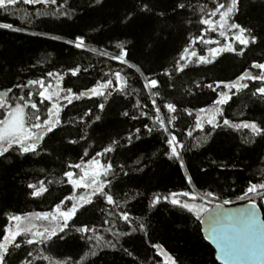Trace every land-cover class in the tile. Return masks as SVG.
I'll return each mask as SVG.
<instances>
[{
    "label": "trees",
    "instance_id": "obj_1",
    "mask_svg": "<svg viewBox=\"0 0 264 264\" xmlns=\"http://www.w3.org/2000/svg\"><path fill=\"white\" fill-rule=\"evenodd\" d=\"M64 3L65 0H58ZM178 0H67V18L55 15V6L45 8L43 5L19 4L9 8L8 13L0 11V23L12 24L22 31L0 29V91L7 93L13 88L16 96L27 92H37L38 85L24 89L16 88L17 84H26L28 80L45 78L48 72L63 75L61 87L72 88L76 93L93 87L97 81L110 77L123 69L122 75L128 78L129 95L113 93L111 96L83 97L68 105L61 113L62 127L49 134L41 146L40 154H29L20 157L15 152L0 158V234L9 224L8 216L24 215L34 212H49L65 196L72 195L71 185L63 173L68 171L69 163H79L85 149L89 155L87 161L97 152L119 141L115 151L102 159L103 163L111 161L115 175L112 179L111 192L121 205L115 211H127L136 220L148 223L147 235L141 232L119 237L116 249L101 245L96 255L90 252L87 241L81 239L76 227L87 224L98 228L99 234L107 240H114L110 233L104 231L108 225L103 224L107 218L102 212L108 207L102 198H97L87 210L81 209L69 222V228L60 233L64 239L54 237L55 243L49 245L27 246L34 255L43 250L53 261L64 264H168L167 255L175 259L176 264H218L215 253L201 234L199 221L191 214L170 203L162 202L156 207H149L153 197H161L171 192H189L197 197L204 192L216 193L220 200L212 205L229 199L234 205L247 202L237 197L247 188L249 182H264V137H253L248 129H233L222 126L211 129L203 122V130L196 127V117L205 116L199 109L207 110L214 115L213 101L216 94L207 88H197V83H225L235 80L241 74L250 71L259 75L260 69L254 70L251 65L264 63V0H240L239 12L232 18V23L249 27L258 36V43L250 45L243 55L237 54L243 45L235 44L237 52L224 53L209 65L189 64L183 72L175 71V62L179 60L183 49L189 46V40L198 36L201 29L198 20L202 13L199 6L207 4L205 12L214 7L212 0H179L196 5V11L185 9L177 15L173 7ZM226 2V0H221ZM142 3H148L152 9L149 13L139 11ZM25 11L31 20L25 17ZM39 11L41 15L36 17ZM162 14V15H161ZM131 15L133 18L127 20ZM218 19V18H217ZM77 36L84 39V47L77 49L66 41H74ZM213 39L224 41L218 33H208ZM231 36V33H229ZM51 37H58L52 39ZM207 38V37H206ZM117 44H122L128 51L129 63L139 67L144 76L159 81L157 103L162 114L168 113L163 105L174 103L177 112L175 134L190 148L183 153L185 167L179 161L169 160L164 154L167 146L161 131L150 135L144 129L145 124H152L147 117L133 120L124 117L123 112L140 116V110L133 105L139 99L143 110L154 116L151 99L144 89V77L115 60L98 53L107 51L109 55H118ZM216 45L196 44L194 50L200 55H207L209 47ZM91 49H97L92 52ZM80 66L89 69L81 71L78 76H71L69 70ZM167 72L169 75H165ZM114 80V77H111ZM55 84V77L51 78ZM248 89L232 97L228 104L221 106L223 116H217L218 122L229 119L235 124L242 121H256L264 124V101L252 97L251 93L259 86L260 81H245ZM191 89V92L189 91ZM135 90V91H133ZM235 92V89L232 90ZM9 94L8 98H11ZM35 99L39 101V97ZM48 104V101H45ZM104 104V110L99 105ZM50 106V105H49ZM91 109V114H84ZM184 109H190L189 116ZM46 112V109H42ZM96 116H100L99 121ZM2 118V117H0ZM158 127V126H157ZM140 128V139L128 142L130 133ZM192 131L188 137L187 132ZM211 132V135L208 133ZM83 137L84 139H81ZM69 140H78L69 144ZM199 145V146H197ZM128 172L123 175L121 171ZM79 172V170H75ZM190 176L192 183L187 182ZM48 191L33 198L27 188L28 184L40 186ZM52 181V183H48ZM107 190V189H106ZM181 200L193 201L188 197ZM199 203V200L195 201ZM67 207L71 201L66 202ZM264 219V201H258ZM212 205H209L212 206ZM133 226H136L135 223ZM131 232L123 221H117L114 229ZM18 240L24 237H18ZM115 242V240H114ZM153 244L159 245L160 254ZM132 252L129 256L123 249ZM26 251L13 249L8 264H20ZM34 264H49L48 261L36 260Z\"/></svg>",
    "mask_w": 264,
    "mask_h": 264
},
{
    "label": "snow or ice",
    "instance_id": "obj_2",
    "mask_svg": "<svg viewBox=\"0 0 264 264\" xmlns=\"http://www.w3.org/2000/svg\"><path fill=\"white\" fill-rule=\"evenodd\" d=\"M24 5H43L45 8H52L55 6V15L63 16L67 18L69 12L65 10L70 7L67 5V0L64 3H59L58 0H0V11L8 13L9 8L17 6L19 4ZM96 4H102V0H95ZM214 7L205 12L207 4L199 6V11L202 13L199 17V24L204 27L201 29L198 36L192 37L189 40V46L183 49L179 60L175 62V71L183 72L189 64L209 65L223 55L224 53L237 52L235 44L243 45V48L239 50L237 54L243 55L244 50L250 45L258 43V36L254 33V30L249 27L241 26L238 23H232V18L239 12L240 0H212ZM196 5L190 2H178L173 7V12L177 15L185 9H191L196 11ZM139 11L141 13H149L152 11L148 3H142ZM36 17L41 15V12L35 13ZM162 15V14H161ZM25 17L31 20L30 14L25 11ZM133 17L129 15L127 20H131ZM218 18V19H217ZM0 29H8L12 31H22L20 28H14L12 24L0 23ZM208 33H218V36L223 38L224 41H230L222 43L219 39H213L208 36ZM231 33V36H229ZM207 37V38H206ZM52 39H58V37H51ZM66 43L73 44L77 49L84 47V39L77 36L74 41H66ZM204 45H216L215 47H209L207 49V55H200L194 46L196 44ZM119 49L118 55H109L107 51H101L98 54L106 56L111 60L119 62L121 65H126L128 68H135V71L140 73L144 77V89L147 90L151 99L152 110L155 112L154 116L149 115V112L143 109L147 105H141L140 100L136 101L133 105L134 108L140 110V116L131 115L130 112H123L124 117L131 116V119L136 120L140 117H147L152 121V124H145L144 129L150 135L154 130L161 131L165 140L164 143L167 146L165 155L169 160L179 161L180 168H184L183 153L190 146L185 144L182 140L178 139L175 134V122L177 120L176 115H172L177 112V107L174 103H165L163 108L167 110L168 116L162 114L161 106L157 103L156 97H159L158 89L159 81L155 78H149L144 76L139 67L129 63L127 60L128 51L122 44H117ZM92 52H97V49H91ZM254 69H260L259 75H252L251 72H245L238 76L235 80L227 83L223 81H217L214 83H197V88H207L216 94V99L213 101L214 115L209 116L207 110L204 108L199 109V112L205 113L204 117H196V127L203 130V122L206 121L211 129L214 131L222 126L233 129H248L253 137H264V124L256 121H242L235 124L229 119H223L222 125L217 120V116H223L221 106L226 105L232 99L233 96L239 94L242 90L248 89L249 84L245 81H260L261 86L257 87L252 93V97L258 98L260 101H264V63H253L251 65ZM81 71L88 72L89 69L76 68L70 69L71 76H78ZM123 69L114 73H106L105 75L110 77L103 81H97L96 84L86 90L76 93L72 88H62L61 81L63 75L60 73L48 72L46 74L48 80L40 78L38 80H28L26 84H17L16 88L24 89L32 86H39L37 92H27L26 95L16 96L13 88H9L7 93H0V158H6L7 155L15 152L20 157H26L29 154L39 155L41 146L45 140V137L49 134L55 135V131L62 127L61 113L68 106L73 104L75 100H80L83 97H97V96H111L115 93H123L129 95L127 89L129 88L128 78L122 75ZM165 75L169 73L165 72ZM55 77V84L52 83L51 78ZM114 77V80L111 78ZM235 89V92L232 90ZM135 91V90H133ZM191 92V89L189 90ZM11 95L9 99L8 96ZM39 97V101L35 97ZM48 101V104H45ZM50 105V106H49ZM105 105L100 104L99 109L104 110ZM42 109H46L44 112ZM184 111L191 116L192 111L190 109H184ZM91 114V109L84 115ZM100 116H96V120L99 121ZM158 126V127H157ZM141 129L136 128L135 133H130L127 137L128 142L131 143L133 136L135 139H140ZM211 135V132L208 133ZM187 136H192V131L187 132ZM81 139H84L81 137ZM69 144H77L78 140H69ZM119 145V141H112V144L105 147L102 151L96 153L87 161L84 157L89 155L88 150L85 149L83 156L79 163H69L67 165L68 171L63 173L67 178V184L71 185L72 195L65 196L54 208L49 212H34L22 215H10L8 216L9 224L3 229L0 234V264H8V258L13 255V249L26 251V256L20 261V264H34L36 260L48 261L49 264H60V262L53 261L52 258L44 254L43 250H38V254L34 255L32 250H28L27 246L34 245H49L55 243L54 237L64 239L60 236V233H64L65 229L69 228V222L72 221L77 213L81 209L87 210V206L93 205L97 198H102L104 203L109 206L108 210L104 212L107 217L103 220L104 225H108L104 229L105 232L110 233L114 240H107L104 236L99 234V229L96 227H89L84 224L80 227H76L75 231L80 234L81 239L88 242L90 246V252L86 255L95 256L96 249L101 245L116 249L119 244V237L132 235L133 233L141 232L147 235L148 223L136 220L134 222L133 217L127 211H115L120 208L121 205L114 198L111 192L112 177L115 175L113 171V165L111 161L103 163L102 159L107 156L108 153L115 151V147ZM199 146V145H197ZM79 170L76 172L75 170ZM123 175L127 176L128 172L123 170ZM187 182L192 183L190 176H186ZM48 183H52L49 181ZM27 188L31 190L29 193L33 198L43 195L48 189L44 186V182H40V186L35 184H28ZM77 189H84L83 192H77ZM107 189V190H106ZM188 197L192 200L189 203L187 200H181L179 197ZM237 199L239 201H247L248 203L235 210V213L231 214L233 220V228L230 233L223 232L219 229L218 225L221 223V218L224 213L220 210L222 205H228L233 203L229 199H223L221 203L215 204L212 207L213 201L220 200V197L212 192H204L202 196H195L189 192H171L166 196L161 197L159 194L155 195L149 203V207H156L162 202L170 203L174 207H179L181 210H185L191 214L196 221L200 224L208 225V234L203 237L204 240L210 241L215 245L216 255L215 260L220 264H232L236 260H249L260 259L264 262V221H258L257 218V203L258 201H264V182L252 183L249 185ZM199 200V203L195 201ZM67 201H74L72 206L67 207ZM35 221L46 222L36 224ZM117 221H123L131 228V232L116 231ZM13 222H15L13 224ZM135 223L136 226H133ZM24 237L22 240H18V237ZM152 247L157 249V255L160 254V246L153 244ZM129 256H132V252L128 249H123ZM168 264H176L174 258L171 255H167ZM64 264H67L65 261ZM79 264V262H77Z\"/></svg>",
    "mask_w": 264,
    "mask_h": 264
},
{
    "label": "water",
    "instance_id": "obj_3",
    "mask_svg": "<svg viewBox=\"0 0 264 264\" xmlns=\"http://www.w3.org/2000/svg\"><path fill=\"white\" fill-rule=\"evenodd\" d=\"M252 69H254V68H252ZM254 70H258V69H254ZM247 72H250V71H247ZM0 93H6V92L0 91ZM247 203L248 202L234 204V205H222V208L220 210L224 213V215L221 218L220 225H218L219 229L223 232L230 233L232 231V228H233V220L230 218L231 214L235 213L236 209L245 206ZM216 204H218V203H216ZM214 205H212V206H214ZM212 206H210V207H212ZM257 218H258V221H264L261 209L258 206V204H257ZM200 230H201L202 237H204L205 235L208 234V225L207 224H200ZM204 241L211 246V248L213 249V251L216 255L217 250L215 248V245L212 244L210 241H206V240H204ZM216 262L218 264H220L219 261H216ZM232 264H264V262H262L260 259H249V260H243V261L236 260V261H233Z\"/></svg>",
    "mask_w": 264,
    "mask_h": 264
},
{
    "label": "rangeland",
    "instance_id": "obj_4",
    "mask_svg": "<svg viewBox=\"0 0 264 264\" xmlns=\"http://www.w3.org/2000/svg\"><path fill=\"white\" fill-rule=\"evenodd\" d=\"M76 191H77V192H83L84 189H77ZM73 202H74V201H71V206H72V203H73ZM71 206H70V207H71ZM70 207H69V208H70ZM14 223H15V222H13V224H14ZM35 223L38 224V225L41 224V223H45V224H46V222H41V221H35Z\"/></svg>",
    "mask_w": 264,
    "mask_h": 264
}]
</instances>
